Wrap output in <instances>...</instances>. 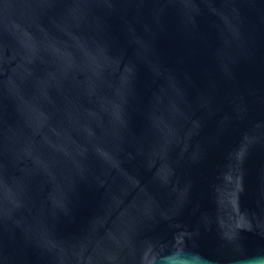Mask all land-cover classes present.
Wrapping results in <instances>:
<instances>
[{
	"label": "water",
	"instance_id": "obj_1",
	"mask_svg": "<svg viewBox=\"0 0 264 264\" xmlns=\"http://www.w3.org/2000/svg\"><path fill=\"white\" fill-rule=\"evenodd\" d=\"M0 264H264V0H0Z\"/></svg>",
	"mask_w": 264,
	"mask_h": 264
}]
</instances>
